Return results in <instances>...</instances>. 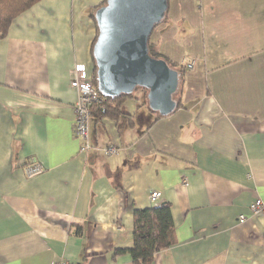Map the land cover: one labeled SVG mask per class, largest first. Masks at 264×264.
I'll return each instance as SVG.
<instances>
[{"label":"crops","instance_id":"0c3cea01","mask_svg":"<svg viewBox=\"0 0 264 264\" xmlns=\"http://www.w3.org/2000/svg\"><path fill=\"white\" fill-rule=\"evenodd\" d=\"M102 1L41 0L0 39V264H133L135 209L165 204L174 243L147 264H264V0H169L149 42L184 66L180 104L95 107L82 153L74 80Z\"/></svg>","mask_w":264,"mask_h":264},{"label":"water","instance_id":"95a60500","mask_svg":"<svg viewBox=\"0 0 264 264\" xmlns=\"http://www.w3.org/2000/svg\"><path fill=\"white\" fill-rule=\"evenodd\" d=\"M169 0H106L95 11L98 35L93 45L97 89L102 96L146 88L149 107L168 115L178 107L174 95L179 72L149 53V38L163 21Z\"/></svg>","mask_w":264,"mask_h":264},{"label":"trees","instance_id":"16d2710c","mask_svg":"<svg viewBox=\"0 0 264 264\" xmlns=\"http://www.w3.org/2000/svg\"><path fill=\"white\" fill-rule=\"evenodd\" d=\"M41 0H0V39H4L8 36V32L12 22L23 12L30 9L36 3ZM106 0L102 1L96 6L91 15L95 20L96 9L105 4ZM167 14V12H166ZM165 14V17H166ZM164 17V19H165ZM163 19V20H164ZM96 23V20H95ZM97 34L94 39L93 45L96 41ZM93 45H92V56H93ZM149 53L152 57L165 59L172 68L176 69L180 74V83L178 91L174 95V98L180 104L179 94L182 91L183 77L185 75V68L182 65H178L170 61L165 57L159 50L149 42ZM94 61L93 78L97 86L96 80V65ZM142 88L147 96V89ZM136 89V90H137ZM135 90V91H136ZM134 93V92H133ZM131 94H121L114 98L102 96L101 101L96 103L92 108V113L95 107H98L97 112L100 115H106L110 117H116L122 112V99L133 96ZM159 116V113H158ZM169 204L159 205L144 209H135L134 211V245L129 250L133 264H147L151 262L156 253L162 249L170 247L174 243V222L172 219L171 209ZM122 251V250H120Z\"/></svg>","mask_w":264,"mask_h":264},{"label":"built area","instance_id":"2783aa9c","mask_svg":"<svg viewBox=\"0 0 264 264\" xmlns=\"http://www.w3.org/2000/svg\"><path fill=\"white\" fill-rule=\"evenodd\" d=\"M194 61H191L187 64L188 68H192ZM76 78L74 80V85L79 91V97L74 103V132L76 137L82 141V146L80 151L82 153H87L91 148L89 142V124L92 117V108L96 103L101 101L100 92L97 89V86L94 82L93 76L88 72L87 66L85 63H79L76 67ZM117 148L106 147L105 152L108 155L115 154ZM44 167L41 163L36 160L30 162L26 168L25 173L28 177H34L44 172ZM183 184L187 185L188 180L184 179ZM162 192L155 190L151 193L150 199L152 203H156L160 200ZM251 213L252 215L264 216V199L257 197L251 203ZM247 218L246 215L242 214L239 216L240 221H244ZM52 264H68L67 260L61 258L53 261Z\"/></svg>","mask_w":264,"mask_h":264},{"label":"rangeland","instance_id":"374dc122","mask_svg":"<svg viewBox=\"0 0 264 264\" xmlns=\"http://www.w3.org/2000/svg\"><path fill=\"white\" fill-rule=\"evenodd\" d=\"M142 88H139V89H137L136 91H134V94H136L137 93V91H140Z\"/></svg>","mask_w":264,"mask_h":264}]
</instances>
